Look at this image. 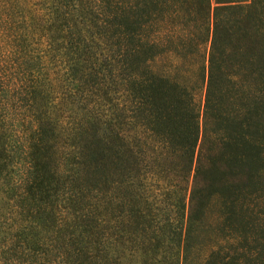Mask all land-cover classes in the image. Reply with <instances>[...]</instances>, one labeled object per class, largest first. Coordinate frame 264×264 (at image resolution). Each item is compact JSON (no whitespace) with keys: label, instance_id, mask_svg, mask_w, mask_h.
<instances>
[{"label":"trees","instance_id":"16d2710c","mask_svg":"<svg viewBox=\"0 0 264 264\" xmlns=\"http://www.w3.org/2000/svg\"><path fill=\"white\" fill-rule=\"evenodd\" d=\"M214 2L0 0V264H264V0Z\"/></svg>","mask_w":264,"mask_h":264},{"label":"rangeland","instance_id":"374dc122","mask_svg":"<svg viewBox=\"0 0 264 264\" xmlns=\"http://www.w3.org/2000/svg\"><path fill=\"white\" fill-rule=\"evenodd\" d=\"M210 3H211V5L215 4L214 0H210ZM263 175H264V173H262V181H264ZM257 203H258L259 207L261 205L264 206V190L257 195ZM248 264H251V260H249Z\"/></svg>","mask_w":264,"mask_h":264}]
</instances>
